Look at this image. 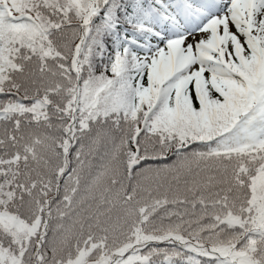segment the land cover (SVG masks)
Wrapping results in <instances>:
<instances>
[{"label": "snow or ice", "instance_id": "1", "mask_svg": "<svg viewBox=\"0 0 264 264\" xmlns=\"http://www.w3.org/2000/svg\"><path fill=\"white\" fill-rule=\"evenodd\" d=\"M0 264H264V0H0Z\"/></svg>", "mask_w": 264, "mask_h": 264}]
</instances>
